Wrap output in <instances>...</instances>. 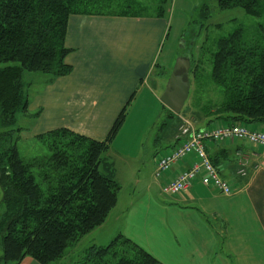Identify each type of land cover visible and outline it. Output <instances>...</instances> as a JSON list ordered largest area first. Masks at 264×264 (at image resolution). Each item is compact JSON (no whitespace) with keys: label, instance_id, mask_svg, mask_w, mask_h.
<instances>
[{"label":"trees","instance_id":"16d2710c","mask_svg":"<svg viewBox=\"0 0 264 264\" xmlns=\"http://www.w3.org/2000/svg\"><path fill=\"white\" fill-rule=\"evenodd\" d=\"M142 1L0 0V63H15L0 68V124L10 125L16 113H27L23 71L46 73L51 79L70 72L64 62L69 52L64 41L70 15L165 18L168 0ZM213 1L221 10L241 8L261 21L256 36L245 38L243 29L237 28L216 41L210 50V77L222 99L203 103L197 96L192 117L197 126L204 122L206 127L264 124V0ZM154 6V12L143 11ZM202 66L196 60L189 71L199 89L204 87ZM124 119L122 110L102 140L67 128L39 134L37 140L48 153L30 159L20 157L15 146L3 148V136L0 262L19 264L30 257L50 264L104 222L120 189L108 150ZM88 255L94 264H162L122 235L106 246L89 247Z\"/></svg>","mask_w":264,"mask_h":264},{"label":"crops","instance_id":"0c3cea01","mask_svg":"<svg viewBox=\"0 0 264 264\" xmlns=\"http://www.w3.org/2000/svg\"><path fill=\"white\" fill-rule=\"evenodd\" d=\"M166 25L165 19L146 16L70 15L64 41L69 52L64 62L71 70L53 79L48 76L28 98L27 112L36 114L31 135L67 128L102 140L124 110L121 131L137 101L160 97L164 91L170 72L163 67L158 73L161 77L152 79L151 74ZM205 125L201 122L198 127ZM245 126L264 131L261 123ZM117 137L118 133L114 141ZM174 145L170 141L161 154ZM206 146L232 194L225 196L197 178L188 190L171 197L178 205L166 207L168 232L160 223H143L153 233L149 245L143 246L162 264H264V148L240 139L207 142ZM242 157L248 161L245 175L238 174ZM193 158L180 160L159 178L155 159L153 183L160 188ZM25 263L34 264L30 257L19 264Z\"/></svg>","mask_w":264,"mask_h":264},{"label":"rangeland","instance_id":"374dc122","mask_svg":"<svg viewBox=\"0 0 264 264\" xmlns=\"http://www.w3.org/2000/svg\"><path fill=\"white\" fill-rule=\"evenodd\" d=\"M154 1L157 4L158 0ZM154 9L155 6L143 11L154 12ZM165 10L164 19L167 25L154 61L156 64L151 74L152 79L161 77L158 73L163 67L171 72L175 60L181 55L190 56L191 66L196 60L202 61L200 79L204 82V87H196L190 75L189 95L180 112L196 124L192 115L196 110L193 107L197 96L203 103L219 102L222 99L218 87L210 77V50L219 38L227 36L237 28L243 29L245 38L256 36L257 24L261 19L246 14L241 8L221 10L213 0H168ZM14 64L0 63V68ZM47 78L46 73L23 71L22 80L27 98L35 95ZM197 88L199 94L196 95ZM180 114H174L165 107L159 96L144 97L134 104L130 116L127 117V125L118 132L116 141L113 140L108 150L120 185L115 206L101 225L82 236L66 249L62 258L50 264H94V259L88 255L89 247L106 246L118 235L129 238L145 249L144 246L149 245L153 235L143 224L147 221L157 225L160 223L162 230L168 232L164 225V222L169 220L166 207L168 204L178 205L171 198L176 195L162 193L153 183L152 169L153 161L161 157L163 149L174 140L173 135L177 131ZM35 117L34 111L18 112L14 123L7 126L0 124V143L4 140L3 136L5 137L2 147L15 146L23 159L47 154L46 146L30 133ZM179 205L184 207L182 203ZM208 216L214 218L211 214ZM214 224L218 225L216 222ZM32 261L39 264L33 259Z\"/></svg>","mask_w":264,"mask_h":264},{"label":"built area","instance_id":"2783aa9c","mask_svg":"<svg viewBox=\"0 0 264 264\" xmlns=\"http://www.w3.org/2000/svg\"><path fill=\"white\" fill-rule=\"evenodd\" d=\"M234 139L245 140L254 146L264 148V131L251 130L245 125L236 123L231 125L216 123L210 127H198L191 119L179 115V124L174 134V147L166 154L156 159L155 176L159 178L161 173L170 171L180 160L189 155L193 159L189 166L160 185L164 194L180 195L188 190L194 180L199 178L201 184L217 189L221 194H232L230 183L224 180L219 170L210 160L207 152V142L231 141ZM238 174L245 175V158L239 160Z\"/></svg>","mask_w":264,"mask_h":264},{"label":"water","instance_id":"95a60500","mask_svg":"<svg viewBox=\"0 0 264 264\" xmlns=\"http://www.w3.org/2000/svg\"><path fill=\"white\" fill-rule=\"evenodd\" d=\"M190 56H179L166 80L165 88L159 97L160 102L174 114H180L190 90Z\"/></svg>","mask_w":264,"mask_h":264}]
</instances>
